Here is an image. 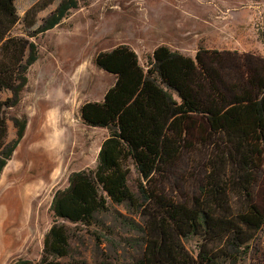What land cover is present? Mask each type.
Wrapping results in <instances>:
<instances>
[{
  "label": "trees",
  "instance_id": "trees-1",
  "mask_svg": "<svg viewBox=\"0 0 264 264\" xmlns=\"http://www.w3.org/2000/svg\"><path fill=\"white\" fill-rule=\"evenodd\" d=\"M53 1L38 0L20 19L15 0H0V175L26 128L25 116L11 117L15 132L8 139L6 112L18 104L38 57L31 38L78 7V0H60L35 26ZM20 20L27 37L10 33ZM94 63L115 80L101 101L84 102L79 113L108 135L95 168L72 171L67 186L54 192V219L37 264H78L60 261L70 236L57 219L90 225L108 210V199L146 212L139 228L144 248L131 264L241 263L264 223L253 197L264 165V58L202 47L191 57L159 45L145 70L136 52L119 44L98 52ZM131 166L139 174L136 192L128 185ZM179 168L184 189L168 195L163 181Z\"/></svg>",
  "mask_w": 264,
  "mask_h": 264
},
{
  "label": "rangeland",
  "instance_id": "rangeland-1",
  "mask_svg": "<svg viewBox=\"0 0 264 264\" xmlns=\"http://www.w3.org/2000/svg\"><path fill=\"white\" fill-rule=\"evenodd\" d=\"M37 1L15 0L20 19ZM59 1L38 12L35 26ZM27 32L20 20L10 33L27 37ZM31 39L38 57L27 70L18 104L6 112L8 139L15 132L11 117L25 116L27 123L0 175V264L17 258L39 263L44 235L54 219V192L67 186L72 171L97 164L108 130L84 124L79 108L87 101H101L115 79L95 65V55L126 44L145 70L159 45L191 57L202 47L264 58V0H78V7L58 25ZM180 171L163 181L168 195L184 189ZM138 180L131 166L128 185L134 192ZM253 194L264 209V165ZM108 204L90 225L57 219L70 236L69 253L60 261L131 264L141 255L144 207L128 209L109 199ZM194 245V239L187 241L188 248ZM239 264H264V223Z\"/></svg>",
  "mask_w": 264,
  "mask_h": 264
},
{
  "label": "crops",
  "instance_id": "crops-1",
  "mask_svg": "<svg viewBox=\"0 0 264 264\" xmlns=\"http://www.w3.org/2000/svg\"><path fill=\"white\" fill-rule=\"evenodd\" d=\"M106 129V128H105ZM99 148H100V146H99ZM99 151V150H98ZM98 153V152H97Z\"/></svg>",
  "mask_w": 264,
  "mask_h": 264
}]
</instances>
